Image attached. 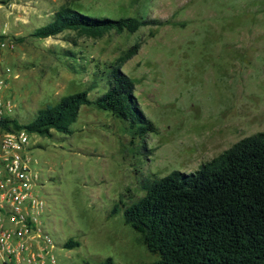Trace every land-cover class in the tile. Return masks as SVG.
<instances>
[{
  "label": "rangeland",
  "instance_id": "rangeland-1",
  "mask_svg": "<svg viewBox=\"0 0 264 264\" xmlns=\"http://www.w3.org/2000/svg\"><path fill=\"white\" fill-rule=\"evenodd\" d=\"M0 19L16 48L0 53L12 68L7 95L21 124L63 96L108 90L107 71L129 48L122 69L157 131L139 136L128 121L82 105L72 133H31V166L47 203L42 220L56 264H141L159 258L124 221L145 194L143 181L194 172L240 140L264 131V0H13ZM63 7L97 18L138 17V31L94 34L34 31ZM69 240L79 242L66 247ZM35 248L40 240H33ZM51 264V263H47Z\"/></svg>",
  "mask_w": 264,
  "mask_h": 264
},
{
  "label": "trees",
  "instance_id": "trees-1",
  "mask_svg": "<svg viewBox=\"0 0 264 264\" xmlns=\"http://www.w3.org/2000/svg\"><path fill=\"white\" fill-rule=\"evenodd\" d=\"M146 24L138 17L97 18L63 7L33 35L45 38L66 29L134 33ZM139 47L133 45L109 64L108 90L96 99L88 90L68 94L41 109L29 123L9 118L4 126L47 135L51 128L72 133L81 106L94 105L128 121L139 136L157 131L135 94V79L122 69ZM143 188L145 194L124 210L125 223L159 255L141 264H264V131L240 140L194 172L174 170L147 178ZM65 245L74 248L79 242ZM95 264L116 263L108 257Z\"/></svg>",
  "mask_w": 264,
  "mask_h": 264
},
{
  "label": "built area",
  "instance_id": "built-area-1",
  "mask_svg": "<svg viewBox=\"0 0 264 264\" xmlns=\"http://www.w3.org/2000/svg\"><path fill=\"white\" fill-rule=\"evenodd\" d=\"M12 2L0 0V10L12 7ZM15 48L9 23L0 19V53ZM12 74L0 58V264H56L49 251L54 238L42 220L47 203L38 191L40 175L31 166V133L4 126L16 107L7 95ZM35 239L41 242L39 248Z\"/></svg>",
  "mask_w": 264,
  "mask_h": 264
}]
</instances>
